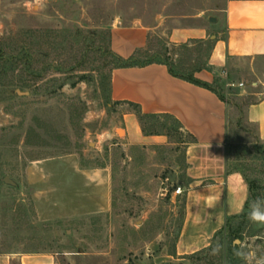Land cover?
Returning <instances> with one entry per match:
<instances>
[{
    "label": "rangeland",
    "instance_id": "374dc122",
    "mask_svg": "<svg viewBox=\"0 0 264 264\" xmlns=\"http://www.w3.org/2000/svg\"><path fill=\"white\" fill-rule=\"evenodd\" d=\"M166 5L167 0H2V255L43 254L56 264H230L232 245L239 247L238 264H264V220L254 217L233 222V228L242 225L240 239L227 230L212 240L211 250L177 258L185 209L182 196L173 199L167 176L184 168L183 147L159 150L152 158L141 150L126 152L108 136L126 110L109 99L111 27L116 21L152 22ZM166 46L155 36L142 60L173 50L174 62L194 68L204 65L210 52L208 45L190 51ZM24 48L34 56L36 76L23 61L5 63ZM240 69L233 81L222 79L219 90L230 108L229 163L244 162L257 182L259 217L264 216V154L254 150L259 138L247 112L264 97V66L248 61ZM107 167L109 209L92 201V190L77 175Z\"/></svg>",
    "mask_w": 264,
    "mask_h": 264
},
{
    "label": "crops",
    "instance_id": "0c3cea01",
    "mask_svg": "<svg viewBox=\"0 0 264 264\" xmlns=\"http://www.w3.org/2000/svg\"><path fill=\"white\" fill-rule=\"evenodd\" d=\"M110 33L111 51L125 60L147 50L155 36L165 39L170 49L214 42L210 69L195 75L210 85L226 76L233 81L244 62L249 61L254 68L264 66V0H167L152 22L146 18L126 24L116 21ZM109 98L121 109L126 108L108 134L124 151L141 150L154 158L159 150L183 147L184 168L167 176L170 187L184 191L180 196L185 201V219L176 255L186 257L208 249L228 221L244 213L249 199L244 176L229 172V104L208 89L173 77L162 64L113 70ZM130 104L140 106L147 115L174 117L182 125L184 139L173 143L166 135H145ZM247 119L264 142V97L249 107ZM77 175L92 190V201L109 209L110 168L83 169ZM173 199H179L175 190ZM169 258L174 259V255ZM0 264H56V260L43 254L2 255L0 245Z\"/></svg>",
    "mask_w": 264,
    "mask_h": 264
},
{
    "label": "trees",
    "instance_id": "16d2710c",
    "mask_svg": "<svg viewBox=\"0 0 264 264\" xmlns=\"http://www.w3.org/2000/svg\"><path fill=\"white\" fill-rule=\"evenodd\" d=\"M199 45H208L207 49L210 52L206 60V63L204 65H196L194 66V68H192L193 65L190 66V68H186L185 63L182 60L179 63L174 62L171 59L173 50L172 51L166 50L165 53H157L156 55L152 57L147 56L146 58H144L145 60H142V57H144V55L147 54L146 52L147 50H141V51H138L132 58L125 60L119 57L118 55H116L113 51H111L110 39H109V51L106 53V56L111 58L112 60L111 63L114 65L113 70L124 69V68H134V67H145V66H149L152 64L165 65L168 67L169 72L173 77L182 79L184 81H187L199 87L208 89L214 92L215 94H217L221 100L225 101V97L219 90L220 88L224 87L225 82H223V80L217 79L214 84L210 85V84H207V83H204L198 80L195 77L196 73L201 72L203 70L210 69L209 58L213 50L214 42H211V41H207L205 43L195 42L193 43V46L183 45L175 49L190 51L193 47L199 46ZM2 54L3 52L1 51V55ZM3 58L4 57L1 58L2 61L4 60ZM22 61L24 62L26 70L28 73H30V75H33V76L38 75L33 69L34 56L27 48H24L18 56L8 58V60H6L5 63L14 64L15 62H22ZM110 78H109V90H108L109 92H110ZM130 107L133 108V110L136 112L137 116L139 117V120L142 125V129L145 135L147 136L166 135L171 140L176 137L177 138L179 137L180 141H182L181 140L183 136V134L181 133L182 125L174 117L169 116V115H147L143 113V111L141 110V107L138 105L130 104ZM170 122L171 124H169ZM260 145H263V146H260ZM254 150L257 151L258 153L264 154V142H262L261 140H258V143L254 146ZM244 165H245L244 162H239L235 166L233 163H229L228 161L229 172L241 173L244 176L249 186V199L247 201L245 211L240 216L229 220L226 226V229L218 232L215 236V239L219 235H222L227 230H229L230 235H236L238 236L237 238L240 239L239 235L241 233L242 225L238 226L237 228H233L232 226L233 222L236 220L246 221L249 218H253L256 214L255 208L260 204V201H261L260 194H258L259 186L255 180L251 179L247 175ZM183 209H185V201L183 202ZM211 249H212V246L210 250ZM228 249H229L228 252H229L230 264H238L237 252L239 250V247L231 245L229 246Z\"/></svg>",
    "mask_w": 264,
    "mask_h": 264
},
{
    "label": "water",
    "instance_id": "95a60500",
    "mask_svg": "<svg viewBox=\"0 0 264 264\" xmlns=\"http://www.w3.org/2000/svg\"><path fill=\"white\" fill-rule=\"evenodd\" d=\"M216 20L215 19H212L211 22H215ZM172 181H175L176 180V175H173L172 178H171ZM7 184H11V185H14V183L9 179V178H6V181H5Z\"/></svg>",
    "mask_w": 264,
    "mask_h": 264
},
{
    "label": "built area",
    "instance_id": "2783aa9c",
    "mask_svg": "<svg viewBox=\"0 0 264 264\" xmlns=\"http://www.w3.org/2000/svg\"><path fill=\"white\" fill-rule=\"evenodd\" d=\"M230 85V84H229ZM234 86V85H233ZM184 193V191H183V189L181 188V187H177L176 189H175V194L176 195H178V196H180V195H182Z\"/></svg>",
    "mask_w": 264,
    "mask_h": 264
},
{
    "label": "clouds",
    "instance_id": "9594fccd",
    "mask_svg": "<svg viewBox=\"0 0 264 264\" xmlns=\"http://www.w3.org/2000/svg\"><path fill=\"white\" fill-rule=\"evenodd\" d=\"M254 218H258V219H260V220H264V216H259V217H255V216H254Z\"/></svg>",
    "mask_w": 264,
    "mask_h": 264
}]
</instances>
